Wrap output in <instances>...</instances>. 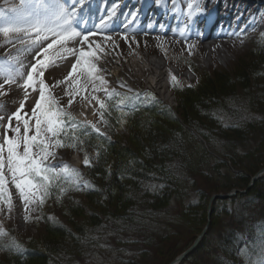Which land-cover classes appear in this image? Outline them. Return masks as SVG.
Listing matches in <instances>:
<instances>
[{"label":"rangeland","instance_id":"rangeland-1","mask_svg":"<svg viewBox=\"0 0 264 264\" xmlns=\"http://www.w3.org/2000/svg\"><path fill=\"white\" fill-rule=\"evenodd\" d=\"M9 2L12 3L8 4ZM186 2L183 0L181 3ZM20 3L21 1L19 2V0H0V13L8 12V15H12L14 13L11 9L18 7ZM189 3L193 4L191 1L187 2V5ZM254 16L257 24L253 29L251 28L241 33L237 38L232 36L223 40L219 39V42L212 46L210 45L211 48L209 45L200 42L184 45L167 36H135L127 40L122 39L120 42H116L117 40L113 38V41L116 42H113L114 44L111 43L110 39L106 38L104 39L106 41H99L97 45H100V49L97 51L98 55L102 58H107V61L99 58L97 64L103 70L100 75L108 81L107 87L120 93L119 96L113 95L109 98L103 91L93 92V85L88 84L79 95L75 96L74 104L68 106L69 97L66 95L68 91L66 84H58L51 91L53 96L59 101L60 106L67 107V110L71 111V113L76 112L83 121L95 124L100 129L99 133H103L100 137L107 138L106 136L111 134V141L116 140L119 147L128 146L131 144L129 139H132L136 133L134 122L141 118L139 115H142V111L145 112L153 106L158 109L168 107L173 109L175 113L177 112L176 114L179 116L180 113L177 111L179 97L178 92L174 88L181 90L179 87L198 85L200 81H203L202 79L207 76H213L214 73L219 71L221 73H233L240 59L243 58L245 61H249V59L255 57L252 52L257 49V43L262 44L260 46L264 47V4ZM236 31L240 30L237 28ZM105 43L109 46L108 48L104 45ZM68 46L76 47L75 44L70 43ZM19 48V45L13 47L12 44L7 43L3 34H0V70L15 71V69L20 68L22 56L28 53L18 50ZM93 49L96 50L95 48ZM116 51L118 53H115ZM7 53L8 55L6 56ZM156 55L162 63L159 67L154 66L152 63V60L157 58ZM71 58L73 59L72 56H68L57 60L56 66H51L46 71L44 79L48 84L52 85L66 77L71 70L69 67ZM149 68L153 70L150 71ZM79 75V71L74 74V76ZM173 75L178 81L176 85L173 84ZM250 77V79L254 78L255 82V78L258 79V84L256 85L262 88L261 90H256V87L252 86L250 89L242 90L243 92L238 90L235 94L237 96L235 100L223 98L219 101L225 104V107L223 111H216V118L220 117L219 123L224 127H227L229 123H239L237 118H233V113L235 112H242L245 119L249 118L252 120L259 115L258 112H252V110H255L254 99H247L248 97L245 96V93L255 92L254 95H259L256 99L260 103L264 102V73H251ZM0 78H3V75H0ZM122 83L127 85V87H121ZM243 85L246 86L245 83ZM79 86L77 83L72 84L73 88H79ZM96 86L100 87L98 82ZM20 91L18 88L10 89L9 96L11 98L8 95L4 97L0 95V104L5 105L4 111L0 112V114L15 111L13 110L15 105L10 103H17V101L23 100L20 97ZM137 92L140 95L139 99L135 98ZM145 94H151L155 99L148 98ZM33 96V93H30L25 110L33 106ZM92 96L104 100L106 106L107 100L111 103V99L116 97L123 108L143 105V109L130 111L127 115L118 114L119 116L116 117V119L118 118L117 122L110 124L108 111L105 112L104 118L101 119L98 101L92 99ZM94 106H97L95 110ZM108 109L109 107L107 106ZM13 123L15 124V121ZM181 125H183L182 128L175 124H168L167 129L163 126L164 130L160 132L157 143L162 145L168 139L169 142L172 140L173 147L179 148L175 158L167 159L164 161V165L168 166L172 174L176 172L179 175L181 173L186 174V177H182L185 182L184 187H179L185 190L178 195L170 196L168 198L169 204L164 209L149 212L144 217L145 221H139L140 224L135 227L130 221L122 222L123 220H116L114 215L111 216L112 220L109 222L105 221V216L104 218L102 217L104 224L111 222L112 224L110 223V225L102 227L88 225L86 233L88 232L89 235L97 237L102 243V247L96 244L94 249L88 248L82 255L69 256L71 264H129L130 261L142 262L143 259V262H145V258L141 255L142 248L140 246L142 244L140 242L145 239H150L149 242L152 243V247L155 245L160 246V237L171 234L175 236L174 243L178 245V250L184 251L194 243L192 240L195 235H199L203 231H205V235L200 243H204V247H197L195 251L194 249L191 250L179 264H251V260L256 259L258 255L256 246L261 239H264L261 236L264 233V197L258 198L254 195L255 191L252 193L243 192L239 196L235 195L221 200L210 201L209 198L206 207V221L200 226L199 220H201V217L197 215L196 218L195 216L193 217L196 220L195 223L192 221L188 224L184 222V226H181L180 216L177 214L180 215V212H183L189 205L199 203L198 191L201 189L207 192L213 191L215 183L218 184L222 181L223 174L231 175L238 172L237 167L230 162V173H225L226 169L224 168H219L218 171L213 169L218 160H227L219 152L222 151L221 146L224 144V140L220 138L221 135L216 133L212 135L210 133L212 130H210V132L206 131L208 136H204L194 126L186 123ZM204 127L212 128L213 124L212 122H205ZM9 134L11 135V133ZM206 137H211V141ZM55 152L56 158H50L48 163L58 166V168H63L64 165H67L70 170L76 169L81 172L83 176L81 179L75 175L62 173L73 182L79 183L81 190H76V187L74 188L75 190L70 188L63 194L57 192L49 201L46 198L43 204H40L38 199L31 198L30 202L25 204L20 191L11 182L10 172L5 167L4 189H0V230H3L6 235L2 236L0 245L8 244L14 240L19 243L21 249L41 246L43 237L47 235L45 218L70 226L72 225L68 216L70 205H75L76 203L87 204L88 199L85 194L91 190V184L89 181L90 187H84L85 178L88 175H84L83 153L70 148L55 149ZM205 152L209 153L211 158L206 157ZM205 162L208 164H205ZM192 170H195L193 174ZM203 170L206 171L205 173L208 174V177H210L209 175H215L214 178L216 179H214V182L208 179L204 173H201ZM189 175H193L191 179ZM193 180H195L196 187L192 186ZM149 182L144 180L142 182V190L140 189L141 194L132 197L133 202L139 208H146L147 206L146 196H144L145 192L151 190V193L154 194L155 190L162 185L158 183L159 180L154 178L149 179ZM261 188L263 189L264 185ZM231 190L226 192H231ZM9 195L11 205H9ZM35 195L39 197L40 192L37 191ZM218 206L219 215L217 214V216L220 219V225L216 222L214 229L209 233L212 226L209 220L211 214L209 215V213L212 209L218 208ZM136 216L142 217L143 215L141 214L140 216L138 214ZM127 223H130V225ZM77 225L79 226V224ZM200 228L201 230L199 231ZM101 236H104L106 243L100 240ZM62 249H66V252H68L67 248ZM245 250L250 254L251 260L248 256L242 254ZM3 256L4 253L0 247V257L5 259Z\"/></svg>","mask_w":264,"mask_h":264},{"label":"trees","instance_id":"trees-1","mask_svg":"<svg viewBox=\"0 0 264 264\" xmlns=\"http://www.w3.org/2000/svg\"><path fill=\"white\" fill-rule=\"evenodd\" d=\"M260 45L262 44L257 43V49L252 52L255 57L249 61L240 59L233 73L219 71L213 76L205 77L202 79L203 81L197 83L198 85L179 87L181 90L174 88L179 97V106L177 107L179 116L176 114L177 112L175 113L168 107L158 109L153 106L145 112L142 111V115H139L141 118L134 122L136 133L132 139H129L131 144L128 146L119 147L116 140L111 141L108 137L86 133L85 128L74 132L79 141H83V143L77 141V147L70 149H79L84 157L87 154L90 161V164L86 165V172L91 184V190L85 191V196L88 199L87 204L70 205L68 214L72 224L70 226L45 218L47 235L41 241L42 247L38 245L28 248L20 254L4 249L3 257L5 259L0 257V264H71L69 256L82 255L88 248L94 249L96 244L102 247V243L97 237L86 233L88 225L96 227L110 225L111 222L105 225L102 217L105 216V221L109 222L112 220L111 216L114 215L116 220L130 221L135 227L140 224L139 221H145L144 217L149 212L164 209L169 204L170 196L178 195L185 190L179 187H184L185 182L182 177H186V174L183 173L181 175L177 172L172 174L168 166L164 165V161L175 158V154L179 152V148L173 147L172 140L169 142L166 139L162 145L157 143L160 132L164 130L163 126L166 128L168 124H175L182 128L181 124L186 123L199 129L204 136H208L206 131L210 132V130H212L210 132L212 135L214 133L221 135L220 138L224 140V144L221 146L222 151L219 152L227 160L219 161L217 159L218 163L213 169L218 171L219 168H224L226 169L225 173H230V163H232L238 170L237 174H223L222 181L218 184L215 183L213 191L207 192L204 189L198 191L199 203L189 205L183 212H180V215L177 214L180 216L181 226H184V222L195 223L197 215L201 217L200 226L206 221L207 201L213 193L237 188L238 190L248 189L249 193L255 191L254 195L258 198L264 197V188H261L264 185V176L248 188L253 174L257 173L262 166L264 167V102L260 103L256 99L259 95H254L255 92L245 93L247 99H254L255 110L252 112L259 114L255 116L254 120L247 117L245 119L242 112H235L233 118H237L239 123H229L227 127H224L219 123L220 117L216 118V113L220 110L223 111L225 107V104L219 102L221 99L235 100L238 90L250 89L252 86H255L256 90L262 89L256 85L258 79L255 78L256 82L254 78L250 79L251 73H264V47ZM117 119L110 118V124H115ZM205 122H212L213 127L205 128ZM71 135L73 133L69 132V137ZM206 138L211 141V137ZM67 142L69 140L65 138V143ZM205 154L206 157L211 158L209 153L205 152ZM205 164L208 163L205 162ZM194 171L192 170V174ZM205 172V170L201 171L207 176L208 174ZM192 176L189 175V178L191 179ZM209 176L211 178L208 176L207 178L214 182L215 175ZM152 178L159 180L158 183L162 185L155 190L154 194L151 193V190L146 191L144 196H146L147 206L139 208L133 202L132 197L140 195L142 182L144 180L149 182V179ZM59 186L61 187V185ZM192 186L196 187L195 180H193ZM51 192L54 196L57 192L59 193V188L54 187ZM239 195L240 192L237 196ZM142 198L144 199L143 196ZM218 210L219 206L211 211L212 226L209 233L214 229L216 222L220 225V219L217 216V214L219 215ZM138 214L143 216L137 217ZM194 216L195 218H193ZM127 224L130 225V223ZM112 234L114 235V233ZM170 235L160 237V246L152 247L150 239L140 242V244L142 243L140 245L141 255L146 261L143 262L144 259L142 262L133 260L129 264H169L183 251L178 250V245L174 243L175 236ZM196 236L197 234L194 238ZM194 238L192 241L195 240ZM100 240L106 243L104 236H101ZM199 247H204V243ZM62 248H67L68 252Z\"/></svg>","mask_w":264,"mask_h":264},{"label":"snow or ice","instance_id":"snow-or-ice-1","mask_svg":"<svg viewBox=\"0 0 264 264\" xmlns=\"http://www.w3.org/2000/svg\"><path fill=\"white\" fill-rule=\"evenodd\" d=\"M156 2L161 3L165 0H156ZM168 2L175 4L176 0H168ZM83 4L84 0H21L18 7L11 9L16 15L4 18L0 22V34H3L7 43L12 44L13 47L19 45L18 50L31 54L30 70L26 75L20 71L24 67L23 64H20V68L15 71L0 70V75H3L0 95L8 94L3 91L6 84H15L17 77L23 80V83L17 85L23 91V100L19 107L8 115L6 122H4V115L0 114V138H2L0 142V189H4V168L7 167L11 174V182L20 191L25 204L30 202V198L38 199L39 203L43 204L45 199L52 195L51 190L54 187L59 188V194L67 191L54 181L59 180L62 173L79 177V171L70 170L67 165L58 168L48 163L49 159L56 158L55 149L77 147L79 138L74 134L76 128L90 126L96 132H100V129L91 122H77L67 107L59 105L51 89L58 84H66L68 86L66 92L69 97L68 106L73 104L75 96L79 95L88 84L93 85V92L103 91L109 98L113 95H120L114 89H109L108 81L100 75L103 71L97 64L100 58L97 50L100 49V45H96V50H94L89 42V36L95 33L91 30H77L80 23L78 20L81 15L80 8ZM203 11L199 3H196L195 8L192 3H189L187 16L191 18L193 12L199 14ZM112 14H115V9ZM101 23L107 27L106 21H101ZM124 39L127 40V36ZM69 43L79 45V47H69ZM68 56L76 57L71 70L63 80L56 81L52 85L48 84L44 79L46 71L51 66H56L57 60ZM78 71L80 75L74 76ZM172 80L174 85L178 84L174 75ZM97 82L100 87L96 86ZM73 83L79 84L80 87L73 88ZM121 87H127V85L122 83ZM29 89L38 93V99H34L33 106L25 110L30 95ZM145 96L155 99L151 94H145ZM135 98H140L139 93ZM92 99L98 101L99 115L103 119L107 111L105 101L96 96H92ZM4 109L5 105L0 104V112ZM69 131L73 133L70 137ZM65 138L69 142L65 143ZM84 164H90L87 154H85ZM75 187L76 190H81L79 183H76ZM84 187H90V185L85 182ZM37 191L40 192L39 197L35 195ZM8 199L11 205L10 195ZM4 235L6 233L0 230V237ZM261 236L264 237V233ZM0 247H4L6 251H21L20 245L14 240L11 244L0 245ZM256 247L258 255L255 260H251L246 250L242 254L250 258L251 264H264V239H261Z\"/></svg>","mask_w":264,"mask_h":264},{"label":"water","instance_id":"water-1","mask_svg":"<svg viewBox=\"0 0 264 264\" xmlns=\"http://www.w3.org/2000/svg\"><path fill=\"white\" fill-rule=\"evenodd\" d=\"M264 173V168L261 169L253 178H252V182H255V180H257L262 174ZM251 182V184H252ZM250 184V185H251ZM234 194V193H233ZM232 193H227V194H215L212 196V199H217V198H227L233 195ZM202 235V234H201ZM201 235L196 239V241L194 242V244L187 249L184 253H182L180 256H178L173 262H171L170 264H177L179 263L181 260H183L185 258V256L191 251L193 250L199 243V240L201 238Z\"/></svg>","mask_w":264,"mask_h":264},{"label":"bare ground","instance_id":"bare-ground-1","mask_svg":"<svg viewBox=\"0 0 264 264\" xmlns=\"http://www.w3.org/2000/svg\"><path fill=\"white\" fill-rule=\"evenodd\" d=\"M10 3H12V2H9L8 4H10ZM205 3V6H204V11L202 12V13H199V14H203L211 5H212V0H207L206 2H204ZM7 4V5H8ZM4 5V4H3ZM12 5V4H11ZM1 6V5H0ZM9 6V5H8ZM13 6V5H12ZM1 9H3V8H1ZM216 9L217 8H215L214 9V12L216 11ZM238 11V10H240V6H238V5H236V7H235V9L233 10V13L235 12V11ZM106 38H108V37H106ZM108 39H110V38H108ZM113 39H111L110 41H112ZM154 40V39H153ZM223 40V39H222ZM105 41V40H104ZM226 41V40H225ZM93 43H96V41H93ZM98 44V43H97ZM104 45H106V47L108 48L109 46H107V43L106 44H104ZM123 45V44H122ZM211 46H212V44H211ZM211 46H210V48H211ZM218 46V45H217ZM102 47V46H101ZM120 47H122V46H120ZM220 48H221V46H220ZM117 49V48H116ZM119 50V49H118ZM212 51H213V49H212ZM104 54V53H103ZM154 54V53H153ZM155 55V54H154ZM157 56V55H156ZM73 57V56H72ZM143 57V56H142ZM143 59H144V57H143ZM152 63L154 64V66H157V67H159L162 63L160 62V60H159V58H158V56H157V58L156 59H154V60H152ZM123 65H125V64H123ZM70 68H71V66H69ZM127 70H129V69H127ZM149 70L151 71V70H153L152 68H149ZM63 73V72H62ZM54 79V78H53ZM139 79V78H138ZM80 87V86H79ZM74 104V103H73Z\"/></svg>","mask_w":264,"mask_h":264}]
</instances>
